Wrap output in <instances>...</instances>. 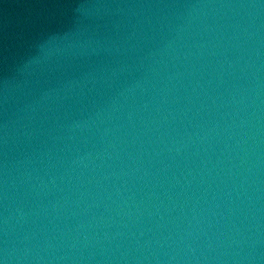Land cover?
<instances>
[{
  "label": "water",
  "instance_id": "1",
  "mask_svg": "<svg viewBox=\"0 0 264 264\" xmlns=\"http://www.w3.org/2000/svg\"><path fill=\"white\" fill-rule=\"evenodd\" d=\"M228 2L239 0H0V180L6 163L10 209L28 214L26 230L51 232L54 214L61 229L82 222L62 241L53 233V244L75 243L84 256L92 250L96 259L79 264H96L99 247L84 249L82 235L127 232L125 223L158 235L161 215L167 229H183L179 208L203 201L200 174L223 143L208 149L198 141L210 126L206 111H217L205 95L216 94L215 58L201 60L177 42L186 33L178 38L176 29L193 11L177 6ZM203 11L209 22L226 13ZM137 208L143 215L133 224L123 214L135 219Z\"/></svg>",
  "mask_w": 264,
  "mask_h": 264
},
{
  "label": "clouds",
  "instance_id": "2",
  "mask_svg": "<svg viewBox=\"0 0 264 264\" xmlns=\"http://www.w3.org/2000/svg\"><path fill=\"white\" fill-rule=\"evenodd\" d=\"M177 7L193 10L184 24L176 29L178 38L181 33H186L177 42L182 47L195 48V55L201 60L205 55L215 58L212 71L218 79L216 94L208 95L205 91V95L217 111H206V115L211 117L210 126L198 136V141L203 143L207 140L208 149L214 147L213 141L223 143V147L214 163L211 159L207 161L212 167L200 174L199 182L207 184L201 193L205 198L201 201L196 197L187 212L184 206L179 208L176 219L184 224L183 229L179 225L167 229L168 221L161 215L155 225L158 235L152 228L133 231L125 223L127 232L118 228L111 234L103 231L91 238L85 234L80 242L84 249L99 247L100 260L96 264H120L121 261L123 264H264V0L195 3ZM196 10L201 11L193 14ZM203 10H226V13L219 17L214 15L209 22ZM188 39L192 40L191 45L186 43ZM189 55L193 53H187L186 58ZM221 86L223 91H220ZM225 93L228 99H223ZM224 107L231 108V111H219ZM199 114L200 109H197L194 115ZM4 129L6 144L7 123ZM205 175L210 179L205 180ZM49 183L55 186V178L50 177ZM213 183H216L215 190ZM208 192H211V199L207 198ZM116 194L123 200L119 188ZM10 203L5 163L3 179L0 180V264H79L81 260L96 259L94 251L90 250L84 256L75 243L69 244L67 250L62 244L60 247L53 244L56 239L53 233L59 232L62 241L69 231L78 232L83 227L82 222L78 221L73 229L65 223L61 229L56 223L60 216L54 214L48 221L53 226L51 232L34 227L26 230L25 217L28 214L19 207L13 213ZM124 203L127 206L126 201ZM197 204L202 206L198 208ZM51 207L56 213L57 205L52 203ZM104 211H109L107 206ZM172 211H176L175 205ZM116 214L121 215L119 211ZM123 215L135 224L143 212L137 208L135 219L131 212ZM148 215L151 217L152 213ZM92 219H97L95 214ZM32 224L35 225V221ZM164 229H167V234ZM140 237L145 238L141 240ZM123 241L131 246H125ZM105 252L111 255H105Z\"/></svg>",
  "mask_w": 264,
  "mask_h": 264
}]
</instances>
